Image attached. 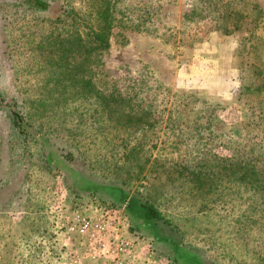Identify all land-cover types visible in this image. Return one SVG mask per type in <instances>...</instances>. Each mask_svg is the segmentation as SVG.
<instances>
[{
  "label": "rangeland",
  "instance_id": "rangeland-1",
  "mask_svg": "<svg viewBox=\"0 0 264 264\" xmlns=\"http://www.w3.org/2000/svg\"><path fill=\"white\" fill-rule=\"evenodd\" d=\"M32 1L0 0V264H264V0Z\"/></svg>",
  "mask_w": 264,
  "mask_h": 264
},
{
  "label": "trees",
  "instance_id": "trees-1",
  "mask_svg": "<svg viewBox=\"0 0 264 264\" xmlns=\"http://www.w3.org/2000/svg\"><path fill=\"white\" fill-rule=\"evenodd\" d=\"M32 5L37 9L45 8V5L42 4L41 1H39V0L32 1ZM90 36H91L90 38H91L92 42L95 43V47H93L94 50H102V49L107 48V45H108V43H107V38H108L107 27L102 28L100 31L92 32ZM16 120L19 121L20 118L16 117ZM17 121H15V122L17 123ZM18 125H19V123H18ZM107 188L110 190L109 187H107ZM137 205H138V207H136V208H139L141 210V217H137V215H135L131 211V207L128 206L130 217L136 221L137 226L147 227V229H151L152 231H154V235H158L157 234L158 231H157L156 227H158L160 225V223L164 224V222H166L164 217L149 203L137 202ZM158 238H161V237L158 236ZM162 239H165V241L167 243H169L170 246L173 247L174 242L172 240H169L170 238L163 236ZM175 247H176V245H175Z\"/></svg>",
  "mask_w": 264,
  "mask_h": 264
},
{
  "label": "built area",
  "instance_id": "built-area-1",
  "mask_svg": "<svg viewBox=\"0 0 264 264\" xmlns=\"http://www.w3.org/2000/svg\"><path fill=\"white\" fill-rule=\"evenodd\" d=\"M62 228L67 233H72L77 231L79 234L86 233L89 229L95 228L99 230V232H104L105 228L100 223L93 224L90 220L87 218H80L76 222H73L72 224L64 223L62 224ZM96 230V231H97ZM114 242L116 245V250L119 254H130L133 251V243L123 240L121 237L117 236L115 234ZM115 264H123V261L121 259H117L115 261Z\"/></svg>",
  "mask_w": 264,
  "mask_h": 264
},
{
  "label": "crops",
  "instance_id": "crops-1",
  "mask_svg": "<svg viewBox=\"0 0 264 264\" xmlns=\"http://www.w3.org/2000/svg\"><path fill=\"white\" fill-rule=\"evenodd\" d=\"M64 241H67V240H64ZM67 243V242H66ZM72 249V248H71Z\"/></svg>",
  "mask_w": 264,
  "mask_h": 264
}]
</instances>
